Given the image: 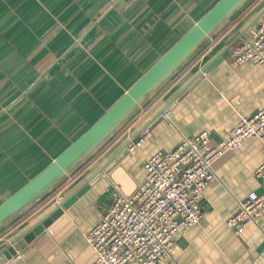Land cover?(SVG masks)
Returning a JSON list of instances; mask_svg holds the SVG:
<instances>
[{
    "label": "crops",
    "instance_id": "obj_1",
    "mask_svg": "<svg viewBox=\"0 0 264 264\" xmlns=\"http://www.w3.org/2000/svg\"><path fill=\"white\" fill-rule=\"evenodd\" d=\"M216 1L0 0V202L79 136ZM254 1L147 102L93 164L69 176L37 213L30 209L0 231V264H91L95 254L86 232L118 190L129 193L143 182L146 157L202 131L211 142L226 140L240 118L264 107V66L229 63L232 45L264 14V0ZM145 127L150 137L125 152ZM262 164L258 138L220 157L217 178L200 202L201 222L179 235L158 264H264V214L241 233L227 223L239 200L252 191L264 194L255 175ZM99 173L44 230L12 252L19 238Z\"/></svg>",
    "mask_w": 264,
    "mask_h": 264
},
{
    "label": "built area",
    "instance_id": "obj_2",
    "mask_svg": "<svg viewBox=\"0 0 264 264\" xmlns=\"http://www.w3.org/2000/svg\"><path fill=\"white\" fill-rule=\"evenodd\" d=\"M247 62L264 66V14L251 33L230 48L231 65ZM150 135V128L145 127L128 144V151L138 149ZM250 138H258L264 150V107L240 118L226 140L211 142L202 131L183 137L171 151L146 157L143 182L129 195L118 190L102 219L86 232L95 254L91 264H158L169 256L176 238L203 218L200 202L206 187L217 178L214 163ZM255 175L264 185V164ZM263 214L264 194L252 191L238 201L227 223L241 233Z\"/></svg>",
    "mask_w": 264,
    "mask_h": 264
},
{
    "label": "water",
    "instance_id": "obj_3",
    "mask_svg": "<svg viewBox=\"0 0 264 264\" xmlns=\"http://www.w3.org/2000/svg\"><path fill=\"white\" fill-rule=\"evenodd\" d=\"M252 1L217 0L206 10L90 126L70 142L43 169L0 202V231L14 219L32 209L57 189L69 176L79 170ZM220 60L222 57L217 59L214 64ZM127 151L128 148L126 147L125 152ZM110 169L106 168L105 171L109 173ZM101 175L99 173L95 176L90 183L70 197L42 223L19 238L12 246L14 249L12 252L30 242L36 234L44 230L53 218L62 213L63 206L68 207L72 204ZM131 192L124 193L129 195Z\"/></svg>",
    "mask_w": 264,
    "mask_h": 264
},
{
    "label": "trees",
    "instance_id": "obj_4",
    "mask_svg": "<svg viewBox=\"0 0 264 264\" xmlns=\"http://www.w3.org/2000/svg\"><path fill=\"white\" fill-rule=\"evenodd\" d=\"M250 6V5H249ZM249 6H247L244 10H242L231 22H236V20H237V18L238 17H240L242 14H243V12H245L246 10H247V8L249 7ZM202 16V15H201ZM233 23H231L230 25H232ZM188 29V28H187ZM186 29V30H187ZM185 30V31H186ZM184 31V32H185ZM227 31V28L221 33V34H219V36L217 37V38H220V37H222V35H224V33ZM183 32V33H184ZM182 33V34H183ZM178 39V38H177ZM176 39V40H177ZM168 84V83H167ZM166 84V85H167ZM165 85V86H166ZM102 114V113H101ZM100 114V115H101ZM99 115V116H100ZM98 116V117H99ZM97 119V118H96ZM95 121V120H94ZM93 121V122H94ZM92 122V123H93ZM90 126V125H89ZM114 140H116V138H114V137H112L111 139H109V141L108 142H106V144H104L99 150H98V152L92 157V158H90L81 168H79V170H77L75 173L76 174H79V173H82V172H84L91 164H93L96 160H97V158L102 154V153H104V151H105V149H107V147L109 146V144H111V143H113V141ZM56 193H57V191H56V189L53 191V192H51L48 196H46L43 200H42V202L40 203V204H38V205H36L35 207H33L32 208V210L30 211V213H34L35 211H37V210H39L43 205H45L49 200H51V199H53V197L56 195ZM29 213V214H30Z\"/></svg>",
    "mask_w": 264,
    "mask_h": 264
},
{
    "label": "rangeland",
    "instance_id": "obj_5",
    "mask_svg": "<svg viewBox=\"0 0 264 264\" xmlns=\"http://www.w3.org/2000/svg\"><path fill=\"white\" fill-rule=\"evenodd\" d=\"M256 2V0L253 2V3H255ZM252 5V4H251ZM244 13V12H243ZM240 18V17H239ZM231 25H229L228 27H230ZM52 200V199H51ZM51 200H49L48 202H50ZM38 211V210H37ZM37 211H35L34 213H32L31 215H33V214H35V213H37ZM172 253V252H171Z\"/></svg>",
    "mask_w": 264,
    "mask_h": 264
}]
</instances>
